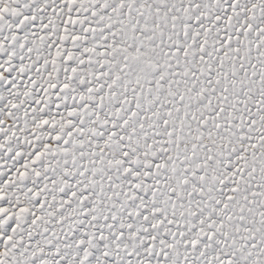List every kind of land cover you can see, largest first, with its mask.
Returning <instances> with one entry per match:
<instances>
[{"label": "snow or ice", "instance_id": "1", "mask_svg": "<svg viewBox=\"0 0 264 264\" xmlns=\"http://www.w3.org/2000/svg\"><path fill=\"white\" fill-rule=\"evenodd\" d=\"M0 264H264V0H0Z\"/></svg>", "mask_w": 264, "mask_h": 264}]
</instances>
